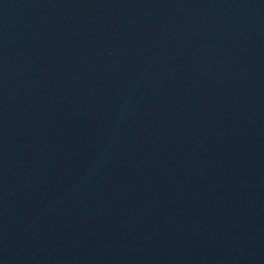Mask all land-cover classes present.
<instances>
[{"label":"water","instance_id":"water-1","mask_svg":"<svg viewBox=\"0 0 264 264\" xmlns=\"http://www.w3.org/2000/svg\"><path fill=\"white\" fill-rule=\"evenodd\" d=\"M0 264H264V0H0Z\"/></svg>","mask_w":264,"mask_h":264}]
</instances>
